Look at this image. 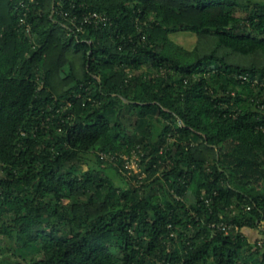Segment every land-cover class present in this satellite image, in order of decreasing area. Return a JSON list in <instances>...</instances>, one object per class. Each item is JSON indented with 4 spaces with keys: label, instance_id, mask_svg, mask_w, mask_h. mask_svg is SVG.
I'll return each mask as SVG.
<instances>
[{
    "label": "trees",
    "instance_id": "1",
    "mask_svg": "<svg viewBox=\"0 0 264 264\" xmlns=\"http://www.w3.org/2000/svg\"><path fill=\"white\" fill-rule=\"evenodd\" d=\"M0 233V264H264V0H0Z\"/></svg>",
    "mask_w": 264,
    "mask_h": 264
},
{
    "label": "built area",
    "instance_id": "2",
    "mask_svg": "<svg viewBox=\"0 0 264 264\" xmlns=\"http://www.w3.org/2000/svg\"><path fill=\"white\" fill-rule=\"evenodd\" d=\"M109 22H110V17L107 16L106 14H103V13L98 12V11H92V12H89L88 14H85L83 19L80 21V23L74 21V24L77 26V28L79 30H81L83 28V24H86V23H91V24H95V25L99 26L101 23L107 24ZM28 30H30V28ZM90 42H91V40H90ZM213 225L214 226L218 225L220 228H223L225 230H229V229H227L229 226L226 225L225 223L213 224Z\"/></svg>",
    "mask_w": 264,
    "mask_h": 264
},
{
    "label": "rangeland",
    "instance_id": "3",
    "mask_svg": "<svg viewBox=\"0 0 264 264\" xmlns=\"http://www.w3.org/2000/svg\"><path fill=\"white\" fill-rule=\"evenodd\" d=\"M185 39H186L187 43H193L196 39V36L194 34H192V35L186 37ZM123 156L126 157V155H123ZM126 164H127L128 169H129V171L127 172L128 175H131L132 173L138 171L140 168L138 165V162L137 161L135 162V159H133L131 161H126ZM188 199H190V193H189ZM11 244H12V240L9 237H7L6 235L0 233V249L6 248V247L10 246Z\"/></svg>",
    "mask_w": 264,
    "mask_h": 264
},
{
    "label": "crops",
    "instance_id": "4",
    "mask_svg": "<svg viewBox=\"0 0 264 264\" xmlns=\"http://www.w3.org/2000/svg\"><path fill=\"white\" fill-rule=\"evenodd\" d=\"M246 233H247L248 237L250 238V240H252V241H255L256 239H258L259 237L262 236L259 229L247 228Z\"/></svg>",
    "mask_w": 264,
    "mask_h": 264
}]
</instances>
